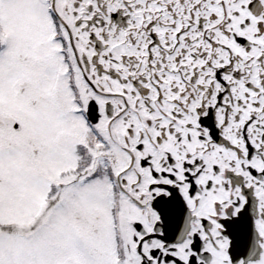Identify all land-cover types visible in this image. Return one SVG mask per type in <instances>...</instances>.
Here are the masks:
<instances>
[{"label": "snow or ice", "instance_id": "snow-or-ice-1", "mask_svg": "<svg viewBox=\"0 0 264 264\" xmlns=\"http://www.w3.org/2000/svg\"><path fill=\"white\" fill-rule=\"evenodd\" d=\"M0 264H264V0H0Z\"/></svg>", "mask_w": 264, "mask_h": 264}]
</instances>
